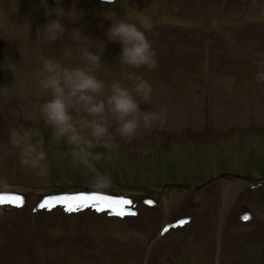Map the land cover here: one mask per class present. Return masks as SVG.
I'll list each match as a JSON object with an SVG mask.
<instances>
[{
  "label": "rangeland",
  "instance_id": "rangeland-1",
  "mask_svg": "<svg viewBox=\"0 0 264 264\" xmlns=\"http://www.w3.org/2000/svg\"><path fill=\"white\" fill-rule=\"evenodd\" d=\"M137 12L153 23L146 36L156 53L154 69L120 64V45L105 35L110 18L134 22ZM56 14L65 31L42 42L37 30ZM75 28L82 39H73ZM101 40L97 78L106 87L118 80L131 90L127 73L134 72L153 90L147 101L133 92L141 110L165 111L149 127L141 123L131 138L115 133L110 119L111 147L82 146L101 154L88 158L111 180L103 189L85 190L95 173L78 157L73 162V146L41 117L39 105L51 96L38 80L42 58L82 66L81 47L98 52ZM259 72L264 0H0V196L23 200L20 206L0 203V264H264ZM13 131L24 137L20 146L11 142ZM40 140L46 155L38 174L21 160ZM215 173L259 181L219 178L200 189L156 192L164 183L200 184ZM79 193L132 203L124 216L91 207L69 212L59 203L39 207Z\"/></svg>",
  "mask_w": 264,
  "mask_h": 264
},
{
  "label": "clouds",
  "instance_id": "clouds-1",
  "mask_svg": "<svg viewBox=\"0 0 264 264\" xmlns=\"http://www.w3.org/2000/svg\"><path fill=\"white\" fill-rule=\"evenodd\" d=\"M114 2V0H110ZM45 3V0H44ZM47 14V12H46ZM111 19V24L106 28L105 35L109 41L120 45L118 54L119 63L130 68L146 66L154 69L158 66L155 50L152 48L146 32L153 27L152 20L142 12H137L135 21L116 17ZM65 31L60 17L48 20L37 30L36 37L42 42H54ZM73 39H82L81 30H73ZM98 52L83 46L80 56L83 65L68 67L52 57L41 60L42 69L39 73L38 83L42 91L50 94L51 98L39 105V112L44 121L54 130L57 138H66L69 145L73 146L71 155L73 162L79 158L88 169L95 173L92 186L103 189L111 183L106 173H100L89 160L91 153H86L84 147L90 149L94 145L111 147L112 133L110 119L115 123L114 132L121 137L131 138L136 134L141 123L149 127L154 121L160 119V112L142 111L133 92L147 101L152 95V86L142 76L128 72L127 78L133 82L130 90L117 81L108 84L98 79L95 69L101 64V54L104 51V41H98ZM65 56L71 55V49H66ZM258 78L264 80V72H259ZM107 92V95H105ZM73 113H76L74 116ZM24 137L16 131L11 134V142L20 146ZM42 140L37 145H28L24 149L21 163L37 173L45 171V152ZM84 146V147H82ZM101 154L93 155V159H100Z\"/></svg>",
  "mask_w": 264,
  "mask_h": 264
},
{
  "label": "snow or ice",
  "instance_id": "snow-or-ice-1",
  "mask_svg": "<svg viewBox=\"0 0 264 264\" xmlns=\"http://www.w3.org/2000/svg\"><path fill=\"white\" fill-rule=\"evenodd\" d=\"M9 203L15 204L16 206H20L23 203V200L19 196L13 197H5L0 196V203H4L5 201ZM53 202L63 204L65 206V210L72 212L76 210H80L82 208L91 207L96 211H103L104 209H108L112 211V214L117 216H124L126 214L125 205H130L132 203L131 200L125 199L123 197H109L104 196L99 193H79L73 196H64V197H53L51 200H45L39 204L40 208L51 207ZM148 204H152V201H147ZM134 215L135 213H131ZM243 219L248 220L249 217L245 215ZM180 224L185 223V221H179Z\"/></svg>",
  "mask_w": 264,
  "mask_h": 264
},
{
  "label": "water",
  "instance_id": "water-1",
  "mask_svg": "<svg viewBox=\"0 0 264 264\" xmlns=\"http://www.w3.org/2000/svg\"><path fill=\"white\" fill-rule=\"evenodd\" d=\"M216 176H227V175H216ZM233 177H236L235 175H232ZM213 178V177H212ZM212 178H210L206 183L210 182L212 180ZM184 187V186H181V185H173V184H170V185H166V187ZM187 187V186H186Z\"/></svg>",
  "mask_w": 264,
  "mask_h": 264
}]
</instances>
